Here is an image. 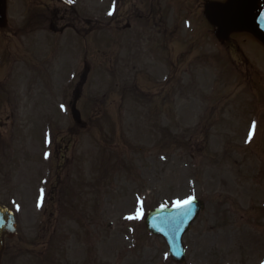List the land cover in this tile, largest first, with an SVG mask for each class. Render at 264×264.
<instances>
[{"label":"rangeland","instance_id":"obj_1","mask_svg":"<svg viewBox=\"0 0 264 264\" xmlns=\"http://www.w3.org/2000/svg\"><path fill=\"white\" fill-rule=\"evenodd\" d=\"M198 1L2 0L0 200L21 245L4 264H174L143 218L189 199L206 209L186 264H264V44L210 35Z\"/></svg>","mask_w":264,"mask_h":264},{"label":"water","instance_id":"obj_2","mask_svg":"<svg viewBox=\"0 0 264 264\" xmlns=\"http://www.w3.org/2000/svg\"><path fill=\"white\" fill-rule=\"evenodd\" d=\"M256 1L260 2L258 8L255 6ZM1 2L2 0L0 5ZM206 17L220 36L233 30H249L264 42V0H230L227 5L214 4L206 9ZM71 112L75 122L81 124L75 104ZM204 207L201 201L191 200L183 208L153 210L144 219L147 231L164 240L169 248L170 258L177 264L185 263L183 237L190 231ZM15 230L13 213L0 204V264L5 251V240L12 239Z\"/></svg>","mask_w":264,"mask_h":264},{"label":"flooded vegetation","instance_id":"obj_3","mask_svg":"<svg viewBox=\"0 0 264 264\" xmlns=\"http://www.w3.org/2000/svg\"><path fill=\"white\" fill-rule=\"evenodd\" d=\"M117 1H119L118 2L119 5L122 4V0L121 1L120 0H117ZM206 1H208V0L198 1V4L200 5L199 11L203 7V3L206 2ZM127 3H128V1H126L125 4H127ZM143 4H144V6L146 5L147 10H149V11L148 12H145V13H140V14H135V13H133V14H135V16L141 18V21H144L145 22V26H148L149 25V22L150 21H153V22L156 21L157 20V16L160 15V14H158V13L157 14H153L152 12H150V9H151L150 4H148L146 2H143ZM147 5L149 7H147ZM204 5H206V4H204ZM192 14H193V12H190L189 15H192ZM127 19H133L134 20L135 17L132 14H130V15H127ZM129 21H132V20H129ZM159 22H160V24H159L160 25L159 32L162 34V40H161V43H162L161 46H162V48H161V51H163V50L166 49L165 44H164V42L166 43V40H165V37H164V32H165V34L167 32V30L165 29V27H166V19L164 17H161L160 20H159ZM153 25L156 27V24L153 23ZM131 27H132L131 24L130 25H127V28L126 29L127 30H130ZM85 127H86V125L80 126L79 127V130L84 129ZM3 203H4V205L9 210H11L14 213V215H16L17 210H16V207L14 206V202L13 201L10 202V205H8L6 202H3ZM49 223H50V225H52V222H49ZM56 223H57V221H56ZM47 232H51V235L52 234L55 235L56 232H57V227L53 226V229L51 231H47ZM18 236H19V233H17V237L14 240H11V241H8L7 242V249H8V253L9 254L17 255L19 253L20 248H21L20 247L21 246L20 243H18L15 246L13 245L14 241L18 239Z\"/></svg>","mask_w":264,"mask_h":264},{"label":"snow or ice","instance_id":"obj_4","mask_svg":"<svg viewBox=\"0 0 264 264\" xmlns=\"http://www.w3.org/2000/svg\"><path fill=\"white\" fill-rule=\"evenodd\" d=\"M68 2L71 3L72 0H68ZM109 14H111V12H110ZM190 203H191V200H190V199L184 201L183 203H181V202L178 201V202H177V206L183 208V207L188 206ZM129 218H131V217H129Z\"/></svg>","mask_w":264,"mask_h":264}]
</instances>
